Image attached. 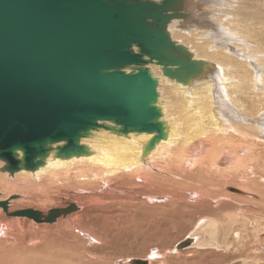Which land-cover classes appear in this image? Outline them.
<instances>
[{
    "label": "bare ground",
    "instance_id": "bare-ground-1",
    "mask_svg": "<svg viewBox=\"0 0 264 264\" xmlns=\"http://www.w3.org/2000/svg\"><path fill=\"white\" fill-rule=\"evenodd\" d=\"M182 9L188 16L172 21L167 30L171 28V39L175 43L180 41L184 47L188 44L186 48L192 58L205 65L201 73L186 84L163 78L160 67L148 66L158 79L157 107L161 110L165 139L143 155L152 134L116 135L102 128L92 131L91 136L80 140L89 148V156L60 160L50 154L45 165L34 173H16L18 186L1 175L0 193H20L23 198L19 203L8 201V213L14 207L33 203L44 208L43 203L52 197L51 191L60 193L62 187L96 185L94 181L102 182L105 190L112 181L119 186L129 184L130 195L127 191L124 203H118L123 212L142 206L139 202L134 206L130 202L133 198H144L148 202L161 199H152L150 190L153 189L159 194L166 192L173 213L177 214L181 211L175 208V194L183 192L195 202L191 217H207L199 218L189 233L192 244L186 248H216L227 254L264 261V221L252 215L245 217L240 210H235L230 217L227 213L231 208L228 203L237 200L234 194L249 199H258L259 195L263 202L260 200L256 207L264 208V0H183ZM2 165L0 163V168ZM30 179L33 184L28 182ZM229 185L237 187L236 190L231 188L225 192ZM182 187L196 192L176 190ZM135 188L139 193L134 192ZM102 194L108 193L103 191ZM221 197L229 202L223 199L222 202ZM212 201H216L217 209L202 210L204 204L210 208ZM237 204L240 209L244 207V203ZM19 224L18 220L9 221L0 213V235L4 230V236L9 235L7 232ZM177 251L174 248L171 253L178 254ZM150 257L155 258L156 254ZM150 257L147 264L153 260Z\"/></svg>",
    "mask_w": 264,
    "mask_h": 264
},
{
    "label": "water",
    "instance_id": "water-1",
    "mask_svg": "<svg viewBox=\"0 0 264 264\" xmlns=\"http://www.w3.org/2000/svg\"><path fill=\"white\" fill-rule=\"evenodd\" d=\"M182 3L0 0V172L34 173L50 154L60 160L89 156L80 140L99 128L116 135L152 134L143 155L164 140L158 79L148 66L186 84L205 65L167 30L172 21L188 16ZM9 200L0 202L7 216L37 225L78 211L69 203L46 213H8ZM191 244L187 238L176 250Z\"/></svg>",
    "mask_w": 264,
    "mask_h": 264
},
{
    "label": "rangeland",
    "instance_id": "rangeland-1",
    "mask_svg": "<svg viewBox=\"0 0 264 264\" xmlns=\"http://www.w3.org/2000/svg\"><path fill=\"white\" fill-rule=\"evenodd\" d=\"M169 29L171 28H168V32L171 33V30L169 31ZM176 43L181 44L180 41ZM181 45L183 46V44ZM185 46L188 47V44ZM56 161L58 160H53V162ZM0 163L2 162L0 161ZM28 175L25 176L27 178H30L31 175L32 178L34 177L33 174H30L29 177ZM0 176L4 177L5 180L14 182L15 184V174L10 176L7 173L0 172ZM31 179L28 181L29 183H32ZM85 182L88 183V181ZM176 182H179V180H176ZM93 183H96V185H88L84 187L74 186L69 188L62 187L60 188V193L51 191L52 194L50 193V195H52V197L50 196L51 199L48 200L47 203H43L45 205L44 208H39L36 203H33L8 210L11 213L23 209H33L46 213L48 209L63 208L69 203H73L78 207L77 212L71 214V216L69 215L65 217L66 219L62 218V221H57L54 224L37 225L26 218L8 217L5 212L0 209V213L6 217L7 220H18L20 223L19 226H15L7 232V234H9L6 235L8 238L4 236L6 230L0 235V264H129V261L132 260L147 261L152 254H156V257H150L153 259L150 264H242V262L243 264H264V261H259L258 259L253 260L252 257L247 258L246 255L239 256V254L236 253L227 254L225 251L216 248L188 249L190 248V246H188L186 249L178 250V254L171 253V250L176 248L187 238L190 239L189 233L193 231L192 229H194L199 218H207L197 215L194 217L192 215L193 218L191 217V207L194 206L195 202L194 200L187 198L183 192H181V194H175V198L177 199L174 200V202H176L175 208H179L181 211L180 213H173V206L170 197L166 195V192L159 194L158 191L153 189L150 190L152 193L150 194L152 195V199H161L148 202L144 198H131L132 200L130 202L134 203V206L137 205L135 203L139 202V206L142 205L143 207H133L130 211L123 212V209L120 207L121 204L118 203H124L125 198L123 196L126 195L127 191H130L128 193L130 195L132 188L129 189V184L119 186L118 182L112 181L109 182L110 184L108 183L110 186L106 191L102 182L94 181ZM15 186H18L17 182ZM227 187L228 188L225 192L237 188L232 185ZM134 190H137V188ZM176 190L185 191L187 189L182 187L176 188ZM189 190L196 192V190L191 188H189ZM103 191L108 194H102ZM115 191H118V193ZM134 192L139 193V190ZM13 193L11 192L9 195L7 192L5 193L2 191V193H0L2 195L0 200H9L10 198H7V196L11 197L17 194L18 198L9 201L19 203L23 198L18 195L20 193ZM255 195L257 197V194ZM58 196L61 197L59 198ZM94 198L97 199L95 200ZM233 198L237 199L234 200L237 201L236 203L234 201L228 203L229 199L227 200L221 197V200L223 199L224 202L227 200L225 203H228L229 207H231L230 211L227 212L230 214L229 217L234 216L233 214L235 210H240L241 215L245 217L252 215L256 220L262 219L264 221V208L261 209L256 207V205L263 202V200L259 198V195L257 197L258 199H249L248 197L240 196L238 194H234ZM87 200L89 201L87 202ZM206 200L209 201L208 199ZM260 200L261 202H259ZM144 202L146 204H143ZM215 203L216 201H212L210 208L207 204L202 205L201 208H203L202 210H215L214 208H218V205ZM237 203H244V207L240 209L238 207L239 204ZM254 206L255 208H253ZM244 208H247L248 210H244ZM246 212L250 215H247ZM259 212H263L261 213L262 216H260ZM257 213H259V216H256ZM208 218L211 217L209 216ZM2 225L4 224H1V226ZM235 227L237 226L235 225ZM87 228L88 231H86ZM67 230L71 232H68ZM72 232H74V235ZM67 233L68 237L66 236ZM71 233L73 236L70 235ZM74 239L75 241H73ZM68 248H70V250ZM245 253L246 252H244V254ZM223 254L225 257L221 258V255ZM77 259L80 260L77 261Z\"/></svg>",
    "mask_w": 264,
    "mask_h": 264
}]
</instances>
